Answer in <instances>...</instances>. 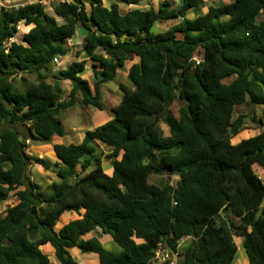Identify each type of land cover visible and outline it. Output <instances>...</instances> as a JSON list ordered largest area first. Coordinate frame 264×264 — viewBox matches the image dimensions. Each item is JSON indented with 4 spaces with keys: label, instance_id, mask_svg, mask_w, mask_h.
<instances>
[{
    "label": "trees",
    "instance_id": "trees-1",
    "mask_svg": "<svg viewBox=\"0 0 264 264\" xmlns=\"http://www.w3.org/2000/svg\"><path fill=\"white\" fill-rule=\"evenodd\" d=\"M46 1L0 12V203L25 187L0 217V264H51L41 249L47 245L59 264H80L75 248L97 255L100 264H154L160 244L176 252L184 239L190 242L178 264H234V236L249 264H264V178L256 170L264 171V121L257 114L235 118L237 106H264V0L217 6L165 0L157 10L126 12L120 4L145 0H115L110 7L90 0V11L85 0H71L54 3V15ZM202 7L207 13L189 18ZM171 20L179 22L152 32ZM21 24L33 27L18 44L11 40ZM79 25L86 32L83 59L48 83L44 72L70 55L67 41ZM134 60L128 75L135 90L121 85L110 121L87 131L81 144H55L57 161L28 154V141L48 145L64 137L61 112L79 99L101 110L103 86ZM89 63L94 84L83 78ZM15 74L36 75L37 84L19 92ZM64 81L72 85L67 100ZM175 100L182 103L178 118L169 111ZM249 119L260 133L232 144ZM98 143L111 151V176ZM30 165L55 173L49 195L25 182ZM164 173L178 177L177 185L150 183ZM67 212L79 219L57 231ZM99 229L120 253L104 247Z\"/></svg>",
    "mask_w": 264,
    "mask_h": 264
},
{
    "label": "rangeland",
    "instance_id": "rangeland-1",
    "mask_svg": "<svg viewBox=\"0 0 264 264\" xmlns=\"http://www.w3.org/2000/svg\"><path fill=\"white\" fill-rule=\"evenodd\" d=\"M37 0H7L2 1L0 0V12L2 8H19L25 4H31L36 2ZM59 1H71V0H47L45 4L47 5V10L50 14L54 15V8L53 5L56 2ZM165 0H145L141 2L140 4L133 6V5H125L120 4L122 12H126L129 9L133 8H149L153 7L156 8V10L159 8L160 4ZM176 5H178V0H169ZM233 0H205V3L207 6H217L221 4H229ZM87 9L90 11V0H85ZM115 0H103V4L107 7H110L111 4H113ZM203 11V12H202ZM208 8L202 7L195 9L191 14L189 15L190 19H193L199 15V13H207ZM262 19V16L259 17L258 22H260ZM56 20L59 23H62V19L56 17ZM179 20H171L166 21L160 24H157L153 27L152 32L155 35L163 34L167 32V30L175 25ZM33 25L31 26H25L24 24H21L19 26V33L16 36L15 39H12L11 41H14L18 44H23L24 37L26 34L29 33V31L32 29ZM86 32L85 29L82 28V26L79 25L76 37L72 39L71 41L67 42V47L70 51V55L63 59L62 61L59 60V62H55L52 64L48 70L44 72V75L47 77V81L50 84H53L55 82L54 76L57 74L59 70H65L69 68V66L76 61H81L83 59L82 56L78 57L79 53L81 52V44L84 42V36ZM202 58V50H198V52L195 55V59L199 60ZM138 60H134L133 62L129 61L123 69H121L118 73V76L115 81H113L110 84L103 86V94H102V103L103 108L101 110H98L93 107L86 108L82 105L81 99L77 102V104L66 111L61 112L60 119L62 121V125L65 131V135L63 138H58V142L55 138L52 144L48 145H36L33 144V142H27L28 148L27 152L30 155H33L35 157L45 158L48 157L49 159L56 160L57 156L56 152L54 150V144H81L85 133L89 130H93L98 126H101L102 124L110 121L113 118V109L116 107L122 100L123 92L121 91V85H125L129 87L131 90H135L134 86L132 85V82L130 81L129 75H128V68L132 66L133 64L137 63ZM91 63L87 65V71L83 75V78L88 80L91 84H94V75L91 69ZM11 81L14 85V89L23 92L26 86L30 84H37V76L36 75H11ZM62 89H63V99L67 100L68 96L70 94L72 85L69 81H64L61 83ZM182 106L181 101H173L171 105L169 106V111L173 113L176 118L179 116V110ZM245 114L246 116H249V118L252 119V116L254 114H257V116L264 121V106H247V104H243L241 106H237L235 109V118H237L239 115ZM161 127L165 133V135L169 134V130L164 123V119L161 121ZM260 132V129L257 127L256 124L249 121L247 122V125L245 128L237 135L238 137L235 139L233 138L232 144H236L241 139H246L249 137H253L254 135L258 134ZM98 156L101 159V164L103 167L104 172L111 176L113 169L111 160L108 159V156L111 154V151L108 150L104 145L101 143H98ZM258 167L256 168V170ZM31 181V183L39 186L41 188V192L45 195H49L51 192V185L52 182H57L58 179L55 175V173L51 171H45L42 167L37 165H30L28 167L27 172V179L26 183ZM179 181L178 177H173L169 175L168 173H164L160 176H152L150 178V183L154 185H158L160 187H163L167 184L176 186ZM25 187H20L16 192L23 190ZM16 192L12 194L11 199L7 202L0 203V217L4 214L5 210L8 207L14 206L19 203ZM64 216V217H63ZM61 218V221L59 225L57 226V231L62 229L66 224H68L70 221H73L75 219H79L77 214L75 212H67ZM102 230L99 229L98 235L100 236V241L104 245V247L109 250L116 253H120L121 247L119 244L113 241V238L111 235L107 234L104 235ZM91 236H88L87 238H90ZM86 238V239H87ZM234 241L239 247V251L237 254V258L234 262V264H249L248 256L245 252V250L242 247V240L241 238H238L236 236L233 237ZM190 242L189 239L185 240L183 243H181V252H183V248ZM43 250V253L48 256L50 259L51 264H59L55 258V251L52 249L50 245L44 246L41 248ZM72 255L75 257L76 261H78L80 264H100L99 257L95 254H82L79 249H73Z\"/></svg>",
    "mask_w": 264,
    "mask_h": 264
},
{
    "label": "built area",
    "instance_id": "built-area-1",
    "mask_svg": "<svg viewBox=\"0 0 264 264\" xmlns=\"http://www.w3.org/2000/svg\"><path fill=\"white\" fill-rule=\"evenodd\" d=\"M59 60L60 59H55V62H59ZM200 61L201 59L197 60L198 63H200ZM184 241L185 239L180 242L179 248L176 252H173L172 250H170L169 247L160 244L157 250V253H156V257L153 260V263L154 264H164V263L178 264L180 258L182 257L181 243H183Z\"/></svg>",
    "mask_w": 264,
    "mask_h": 264
},
{
    "label": "crops",
    "instance_id": "crops-1",
    "mask_svg": "<svg viewBox=\"0 0 264 264\" xmlns=\"http://www.w3.org/2000/svg\"><path fill=\"white\" fill-rule=\"evenodd\" d=\"M177 3H178V5H179V4L181 5L180 0H178ZM202 12H203V11H202ZM203 14H205V13H203ZM128 69H129V68H128ZM114 108H115V107H114ZM259 133H260V132H258V134H259ZM256 135H257V134H256ZM256 135H254V136H256ZM254 136H253V137H254ZM55 138H56V140L58 139V137L56 136V137L53 138V141L55 140ZM249 138H252V137H249ZM249 138H246V139L244 138V139L247 140V139H249ZM244 139H241L239 142H241V141L244 140ZM57 142H58V140H57ZM239 142H237V143H239ZM237 143H236V144H237ZM56 144H57V143H56ZM54 145H55V144H54ZM57 145H59V144H57ZM112 173H113V172H112ZM257 173L260 175L261 178H264V171H263L262 169L258 168V169H257Z\"/></svg>",
    "mask_w": 264,
    "mask_h": 264
},
{
    "label": "water",
    "instance_id": "water-1",
    "mask_svg": "<svg viewBox=\"0 0 264 264\" xmlns=\"http://www.w3.org/2000/svg\"><path fill=\"white\" fill-rule=\"evenodd\" d=\"M33 212L35 213V209H33Z\"/></svg>",
    "mask_w": 264,
    "mask_h": 264
}]
</instances>
